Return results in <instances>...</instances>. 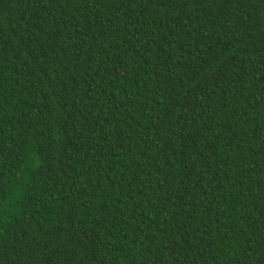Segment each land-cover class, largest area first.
<instances>
[{
  "label": "trees",
  "instance_id": "1",
  "mask_svg": "<svg viewBox=\"0 0 264 264\" xmlns=\"http://www.w3.org/2000/svg\"><path fill=\"white\" fill-rule=\"evenodd\" d=\"M0 264H264V0H0Z\"/></svg>",
  "mask_w": 264,
  "mask_h": 264
}]
</instances>
